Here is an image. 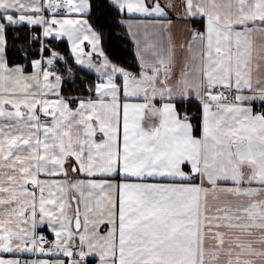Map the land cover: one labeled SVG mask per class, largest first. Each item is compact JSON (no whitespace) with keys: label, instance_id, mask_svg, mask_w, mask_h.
I'll list each match as a JSON object with an SVG mask.
<instances>
[{"label":"snow or ice","instance_id":"1","mask_svg":"<svg viewBox=\"0 0 264 264\" xmlns=\"http://www.w3.org/2000/svg\"><path fill=\"white\" fill-rule=\"evenodd\" d=\"M0 264H264V0H0Z\"/></svg>","mask_w":264,"mask_h":264}]
</instances>
